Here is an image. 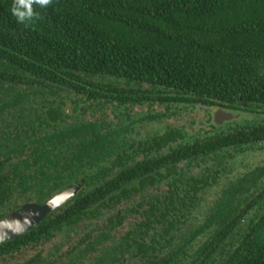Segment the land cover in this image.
Here are the masks:
<instances>
[{"label":"trees","instance_id":"obj_1","mask_svg":"<svg viewBox=\"0 0 264 264\" xmlns=\"http://www.w3.org/2000/svg\"><path fill=\"white\" fill-rule=\"evenodd\" d=\"M12 4L0 218L85 182L0 264H264V163L235 174L264 149V0H53L27 25ZM198 107L253 118L166 123Z\"/></svg>","mask_w":264,"mask_h":264},{"label":"water","instance_id":"obj_2","mask_svg":"<svg viewBox=\"0 0 264 264\" xmlns=\"http://www.w3.org/2000/svg\"><path fill=\"white\" fill-rule=\"evenodd\" d=\"M242 113L218 109L214 114V123L224 125L226 122L240 119ZM80 183L69 186L57 193L43 204L26 203L21 209L13 211L5 218H0V244L14 239L39 225L47 216L73 198L84 185Z\"/></svg>","mask_w":264,"mask_h":264},{"label":"rangeland","instance_id":"obj_3","mask_svg":"<svg viewBox=\"0 0 264 264\" xmlns=\"http://www.w3.org/2000/svg\"><path fill=\"white\" fill-rule=\"evenodd\" d=\"M139 110L137 111L141 112ZM147 110H148L147 108H144L142 112L144 113ZM217 110L218 109L214 110V109H209L206 107L204 108L198 107L194 110L189 111L190 113L181 111L182 114L178 115L180 116L178 117L179 119L171 118L170 120H166V123L179 125V126L186 124L188 125V127L191 126L190 129L194 132H197L202 126L205 127L206 129H211L209 119L214 117V114L216 113ZM243 117L250 118V119L253 118L252 115H249L247 113L245 114L242 113L240 119ZM192 120H195L196 122L193 124ZM145 128L151 131H163L165 128V124L159 125V123L153 122V123L147 124ZM145 128L144 130H146ZM262 163H264V149L256 153H250L249 155L242 156L240 159H238L235 174L245 172L247 169L253 168L252 166H256ZM215 190L217 191V189Z\"/></svg>","mask_w":264,"mask_h":264},{"label":"clouds","instance_id":"obj_4","mask_svg":"<svg viewBox=\"0 0 264 264\" xmlns=\"http://www.w3.org/2000/svg\"><path fill=\"white\" fill-rule=\"evenodd\" d=\"M53 0H13L11 13L18 23L29 24L37 19L35 6L46 8Z\"/></svg>","mask_w":264,"mask_h":264},{"label":"flooded vegetation","instance_id":"obj_5","mask_svg":"<svg viewBox=\"0 0 264 264\" xmlns=\"http://www.w3.org/2000/svg\"><path fill=\"white\" fill-rule=\"evenodd\" d=\"M217 108H214V110H216ZM214 118V117H213ZM213 122H214V119H213ZM189 127H191V126H189Z\"/></svg>","mask_w":264,"mask_h":264}]
</instances>
